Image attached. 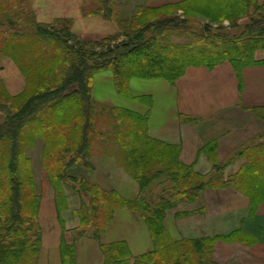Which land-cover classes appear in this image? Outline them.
Masks as SVG:
<instances>
[{
	"label": "trees",
	"instance_id": "1",
	"mask_svg": "<svg viewBox=\"0 0 264 264\" xmlns=\"http://www.w3.org/2000/svg\"><path fill=\"white\" fill-rule=\"evenodd\" d=\"M208 7L206 0L138 7L130 18L116 19L118 32L98 41L96 46L79 43L67 21L50 26L36 23L34 31H22L14 16L0 15L5 21L9 18L8 24L12 26L0 37V56L11 57L26 77L24 90L11 99V108L0 125V264H35L40 246L39 196L25 150L37 138L44 141L42 163L56 194H62V182L69 180L79 193L90 195L88 202H82L77 210L82 225H91L98 235L118 206L127 204L142 213L151 232L153 249L134 264H215L211 260L212 240L170 238L162 225L165 210L184 196L194 199L206 187L231 185L255 201L264 198V148L249 153L247 162L230 177L216 162L213 175L200 174L178 160L177 146L147 135L143 116L126 108L95 103L90 97L92 74L105 69L113 72L117 92L127 93L132 76L160 77L174 83L189 65L211 68L229 59L239 71L251 63L264 64V60L254 57L255 50L264 49V1L258 5L255 0H234L229 9L218 12H209ZM169 8L199 13L211 22L234 16L246 21L239 25L243 29L235 35H214L217 30L208 21L195 29L188 25L190 19L169 13ZM103 13L110 17L112 10L104 7ZM239 20L228 19L230 27L237 26ZM217 27L224 30L220 23ZM173 36L188 41L176 43ZM68 40L74 43L67 44ZM80 44L90 48L88 57ZM26 48L29 53L23 62L27 69L16 55ZM139 50L140 58H132L131 54ZM31 73L38 79L34 87ZM0 108L5 109V104L0 103ZM98 109L106 111L109 120L100 134H106L108 141L114 139L117 151L122 152L123 165L139 184V194L132 201L125 202L115 192L67 174L71 167L90 166ZM215 143H208L203 151L209 153ZM22 160H27L28 166L24 167ZM164 172L172 185L167 192L159 191L155 200L148 201L143 195L147 185ZM26 223L28 226L24 227ZM115 249V255H119L122 247L116 245ZM67 257L71 264L69 251Z\"/></svg>",
	"mask_w": 264,
	"mask_h": 264
},
{
	"label": "crops",
	"instance_id": "2",
	"mask_svg": "<svg viewBox=\"0 0 264 264\" xmlns=\"http://www.w3.org/2000/svg\"><path fill=\"white\" fill-rule=\"evenodd\" d=\"M183 0H31L36 23L59 25L63 21L83 45L115 35L116 19L130 18L138 7H159ZM260 5L264 0H255ZM112 10L105 17L103 8ZM257 14L258 12L254 11ZM122 38V35L119 39ZM185 43L187 38L173 36ZM264 60V49L254 52ZM26 77L15 61L0 56V125L20 94ZM91 100L122 107L145 118L149 137L178 147V160L200 174L214 173L215 162L225 176L236 173L247 155L264 148V64L251 63L237 71L225 59L213 67L189 65L174 83L164 78L132 76L127 93L115 88L110 69L92 74ZM8 98V100H5ZM215 141L214 149L203 147ZM44 141L37 138L28 146L36 192L39 196L37 224L40 246L35 264H134L153 249V240L142 213L127 204L118 206L97 235L91 225L81 224L77 210L90 195L79 193L69 180L57 195L43 167ZM90 166L77 165L67 174L83 178L125 201L139 194V184L112 153L93 152ZM148 201L147 193H143ZM162 225L173 241L212 240L211 260L215 264H264V198L255 201L231 185L206 187L194 199L184 196L165 210ZM120 245L119 255L115 247ZM69 260V261H68Z\"/></svg>",
	"mask_w": 264,
	"mask_h": 264
},
{
	"label": "rangeland",
	"instance_id": "3",
	"mask_svg": "<svg viewBox=\"0 0 264 264\" xmlns=\"http://www.w3.org/2000/svg\"><path fill=\"white\" fill-rule=\"evenodd\" d=\"M30 1L31 0H0V15L3 16V14H5V17H6L7 14H11L9 17L11 18V16L12 17L14 16L13 17L14 22L20 25V29L22 31H31V30L34 31L36 29V22L34 20V14L30 7ZM233 1L234 0H206V3L209 6L207 10L209 12H218L222 9H229ZM167 11L169 13H175L180 18L186 17L187 19H190L188 25L195 29L198 28L199 24H201L203 21H208L207 17L199 13L190 12L189 14V13H186L181 8H176V9L169 8L167 9ZM4 19L5 18L1 19L3 23L0 25V33H1L0 37H2L3 34H5V32H7L8 30H10V28H12V26L9 25L10 24L9 18L6 21ZM228 19H240V20L237 26L230 27L231 24L229 25ZM245 21L246 19H243L238 16H234V17H225L222 21H218V22H211V21H208V22L212 25L214 30H217V33H213L212 31L214 35L220 34L223 36V35L228 34L231 36V35H235L236 33H239V31L243 29V27L241 26L242 27L241 28L239 27V25ZM219 23L224 26V30L218 29L217 26ZM14 28H17V27H14ZM71 43H74V40L67 41V44H71ZM82 47H83V51L85 52V56L88 57V52L90 51V48L85 47V46H82ZM147 48L150 49L151 47L148 46ZM95 49H97V47H95ZM50 50L51 49H49V51ZM28 53L29 51L27 48L23 49L22 52L16 53L19 59V62L24 66L25 69H27V64L23 62V57H25ZM131 55H132V58L136 57L138 60L140 58L139 56L142 55V51L139 50V52H136V54H131ZM50 65L51 64L49 63L44 69H39V73H43L44 70H46ZM37 81H38L37 75L31 73V86L32 87L36 86ZM70 102L71 101L67 102L65 105H68ZM97 113H98V116H96V127H95L96 131L94 135L92 136L90 152L91 153L100 152V153H107V154L112 153L113 155L116 156L117 160L121 164H124L123 163L124 160L122 158V152L117 151L114 139L111 138L110 141H108V139H106V134L105 135L100 134L101 132H104L106 129L105 124L108 123L109 121L107 118L108 113L106 111L100 112L99 109L97 110ZM107 134L109 133L107 132ZM116 152H119V153H116ZM25 153H26V150H25ZM22 161H23L22 163L24 164V167L28 166L27 160H22ZM30 165H31V161H30ZM166 175H167L166 172L162 173L161 175L152 179L149 182L150 184L147 185L145 189V193L149 195L148 198L150 197L151 201L155 200L159 191L167 192L168 188H170V186L172 185V183L169 181V177L167 178ZM27 226H28V223L24 224V227H27Z\"/></svg>",
	"mask_w": 264,
	"mask_h": 264
}]
</instances>
